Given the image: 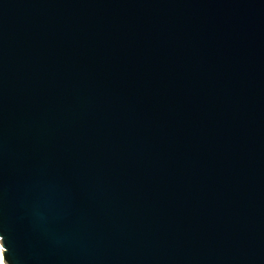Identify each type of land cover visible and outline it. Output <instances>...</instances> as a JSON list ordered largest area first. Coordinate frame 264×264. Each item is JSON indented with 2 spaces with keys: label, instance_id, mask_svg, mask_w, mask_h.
I'll return each mask as SVG.
<instances>
[{
  "label": "water",
  "instance_id": "obj_1",
  "mask_svg": "<svg viewBox=\"0 0 264 264\" xmlns=\"http://www.w3.org/2000/svg\"><path fill=\"white\" fill-rule=\"evenodd\" d=\"M5 264H264V0H0Z\"/></svg>",
  "mask_w": 264,
  "mask_h": 264
},
{
  "label": "bare ground",
  "instance_id": "obj_2",
  "mask_svg": "<svg viewBox=\"0 0 264 264\" xmlns=\"http://www.w3.org/2000/svg\"><path fill=\"white\" fill-rule=\"evenodd\" d=\"M0 261H1V264H5L3 260V248L1 246V243H0Z\"/></svg>",
  "mask_w": 264,
  "mask_h": 264
},
{
  "label": "rangeland",
  "instance_id": "obj_3",
  "mask_svg": "<svg viewBox=\"0 0 264 264\" xmlns=\"http://www.w3.org/2000/svg\"><path fill=\"white\" fill-rule=\"evenodd\" d=\"M0 264H1V261H0Z\"/></svg>",
  "mask_w": 264,
  "mask_h": 264
}]
</instances>
